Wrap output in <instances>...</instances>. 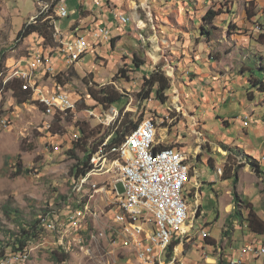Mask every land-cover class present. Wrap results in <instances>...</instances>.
I'll return each mask as SVG.
<instances>
[{"label":"rangeland","instance_id":"obj_1","mask_svg":"<svg viewBox=\"0 0 264 264\" xmlns=\"http://www.w3.org/2000/svg\"><path fill=\"white\" fill-rule=\"evenodd\" d=\"M60 1L56 2L57 6ZM63 1L70 14L57 19L56 25L61 30H67L79 18L77 12L80 5L84 7L77 21L84 28L81 34L86 36L88 33V23L91 29L95 28L91 25L101 24L99 15L103 11L97 9L95 0ZM109 1L111 8H108ZM203 2L108 0L105 8L111 9L114 18L120 12L126 15L128 23L123 32L117 29L119 24L110 26L108 21L103 22L111 29L114 43L111 45V42L102 41L94 48L91 38L93 47L89 48L86 42L87 57L82 60L85 53L80 60H74L68 55L67 48H70L66 44V40L74 38L69 37L70 33L63 32V42H60L54 32L56 44L46 48L40 47L33 36L19 43L16 40L30 16L41 9L50 11L55 1L0 0V60L4 65L0 76L4 72V81L15 75L27 77L34 87L32 98L26 103L17 102L13 89L1 92L0 88V240H8L9 232L19 231L15 221L17 218L31 222L37 214L39 218L45 217L41 227L46 232L56 231L53 236L45 235L30 242L27 247L28 259L22 264H114L115 257L118 264H175V261L178 264L187 261L204 264L201 256L203 249L200 247L203 230L210 233L208 241L215 242L216 250L209 249L207 254L215 255L216 261L221 264L223 258L232 256L251 236L237 220L232 222V226L226 222L234 208L247 213L248 207L252 206L258 216L264 218V175L256 173L248 164L249 158L259 160V156L264 155V93L260 88H255L256 92L251 90L254 88L252 82V88L250 85L240 86L239 80V84L232 82L239 77L264 79V71L260 69L261 62L264 63V40L259 38L258 31L253 30L256 24L264 23V0ZM57 6L54 17H57ZM210 8L218 10L219 15L213 24H209L213 35L208 37L201 34V21L197 24L201 17L197 19L195 14H205ZM180 16L182 21L178 19ZM35 19L32 17L30 21L36 22ZM160 20L172 28V33H175L172 39L169 26L160 25ZM188 29L196 35V39L190 35L191 44L185 39L188 37L186 33L190 32ZM130 30L129 34L142 42L132 49H139L140 59L145 62L139 69L133 66V51L127 48L130 41L126 40L129 36L126 31ZM194 40L207 44L206 54L212 52L217 56L216 60L223 58L222 65L218 64L223 79L211 85L213 91L209 85L199 90L187 86L179 88L178 76L188 67L194 70V64H191L194 63V54L198 51L199 56H205L204 49L199 52ZM175 41L179 42V46L173 44ZM52 65L56 68L54 73L49 69ZM204 67L208 71V66ZM154 71H162L170 79L171 90L162 107L157 100H141L138 96L145 86V79ZM60 72L59 77L64 83L55 80ZM95 84H110L126 98L129 96L123 112L143 114L146 116L144 119L152 118L157 129V140L160 143L164 141L165 146H178L188 157L192 170L185 182L184 193L189 205L190 223L178 236L181 241L175 246L171 257L166 256L170 245L161 251L159 246L149 248L140 242V235L132 231L130 223L139 222V218H130L122 210L115 209L120 208L115 180L121 178L123 168L121 162L113 163L116 156L106 150L111 134L95 152L101 150L100 154L104 155L100 158L101 167H94L90 158L92 168L87 175L76 178L72 174L73 166L83 156L81 149L75 154L69 152L79 135L78 127L99 128L102 135L121 116L119 109L109 108L114 113L102 124L105 116L103 107L98 106L88 94V87H97ZM175 89L186 100L181 96L174 100L172 95ZM36 91L39 92V101ZM58 93L69 96L73 103L70 109L74 113L58 115L61 110L45 104L43 98H51ZM245 115L252 120L248 126L240 124ZM224 118L230 120L229 126L224 123ZM221 131L227 133L226 139H223ZM101 135L93 136L89 146ZM223 144L231 151L226 150ZM176 146L174 148L177 150ZM236 148L243 150L246 158L237 154ZM260 165L264 169V162ZM225 170L228 179L223 174ZM201 181L203 187L199 195ZM234 196H238L239 201ZM199 202L202 214L196 219L195 208ZM246 202L249 204L245 205ZM11 208L18 210V213H8L7 210ZM43 209L51 211L43 213ZM217 213L218 221H214ZM147 219L157 229L153 215L148 214ZM204 222L213 224L205 226ZM86 224L92 225L90 238L85 240L73 235ZM225 231H229V234L226 235ZM258 239L264 245V236ZM56 240L67 251L70 249L69 258L61 263L53 261L47 250V245L55 246ZM184 241H188V244L183 246ZM109 242H112V246ZM257 263L264 264V257Z\"/></svg>","mask_w":264,"mask_h":264},{"label":"trees","instance_id":"obj_2","mask_svg":"<svg viewBox=\"0 0 264 264\" xmlns=\"http://www.w3.org/2000/svg\"><path fill=\"white\" fill-rule=\"evenodd\" d=\"M59 0H55V3L52 5L49 12L39 16L36 18V22L28 21L23 25V28L18 32L16 36L17 42L23 41L28 36H33V38L36 40L38 45L42 48L46 47H52L56 44L54 42V32L58 17H54L55 14V5L57 6L56 2ZM108 1V0H107ZM249 13V12H248ZM70 12L66 15L68 17ZM79 14V13H78ZM219 15L218 10L209 9L206 11V13L201 17V34L207 35L208 37L213 35V30H210L208 28L209 24H213L214 19ZM50 16L51 18H48ZM80 16V14H79ZM65 18V16H64ZM114 19V18H113ZM76 20V19H75ZM73 23V22H72ZM71 23V24H72ZM263 25L261 22L259 23ZM102 26H105L103 24ZM58 27V26H57ZM80 25L77 24V21L75 24L70 25L69 28L66 30V34L73 33V30L75 28H79ZM90 25H88L86 28H89ZM59 28V27H58ZM84 29V28H83ZM59 30H61L59 28ZM62 34L64 31H62ZM63 38V37H62ZM65 38V37H64ZM259 38H262L264 40V33L259 34ZM68 41V40H66ZM73 41V40H72ZM112 43L114 42V39L112 38L110 40ZM69 42V41H68ZM87 51V48H85L80 54H83ZM88 55L87 53L83 56L82 59H85ZM133 66L135 68H141L144 65V61L140 59L141 51H133ZM1 57V55H0ZM82 61V60H81ZM80 61V62H81ZM3 62L0 60V71H3ZM73 67V66H71ZM260 69L264 71V63L261 62ZM55 71V70H54ZM54 71H52L54 73ZM124 72V71H123ZM4 74V72H3ZM3 74L0 76V88L1 92L6 91V89H13L14 93L17 95V102L18 103H26L30 98H32L34 87L31 86L27 78L21 77L20 75H15L11 79L4 81L2 79ZM62 74L60 72L55 76V80L57 83H64L61 77H59ZM15 79V83H14ZM253 86L256 87L259 85V88L264 91V79H257V81L252 82ZM97 86V84H95ZM98 87V88H97ZM97 87H88V94L93 99L94 102L98 104V106H102L103 110L106 111L109 108L115 107L116 109L120 110L121 116L118 117V119L113 123V125L109 128L107 132L101 135V131L95 130V128L85 127L84 125H80L79 128V135L76 138V142H74V147L69 150L70 153L75 154V152L79 149L83 152L82 158H78V162L73 166L72 168V174L75 175L76 178L79 176L85 175L91 168L92 165L90 164V158L93 153H95L98 150V147L102 145L106 137L111 134L109 142L107 143L106 150H110L112 147H119L124 143L128 135L137 128V126L141 123V121L146 117H144L143 114H133V112H126L124 113V106H126L128 98L124 94L119 93L112 85L108 84V86H97ZM170 90V79L165 75L162 71H154L150 73L149 78L145 79V86L143 85L142 90L138 93V96L141 100H148L151 98V95H154V99L157 100L160 104V106H164L163 104H166L168 100V91ZM127 95V94H126ZM146 102V101H145ZM146 104V103H145ZM94 108V106L92 107ZM70 111H72L69 108ZM76 112V111H75ZM74 113V112H73ZM58 115H65V111H58ZM224 123L229 126V123L227 120H224ZM84 124V122H83ZM99 136L97 138L96 142L94 141L92 143V146H89L90 139L94 136ZM168 147L163 145L162 143L159 144V148ZM169 147H174V145H170ZM114 156L117 157L115 153H112ZM250 157V156H248ZM248 164L250 167L258 174L264 175V169L260 165V162L257 158L251 157L249 158ZM211 165V164H210ZM91 167V168H90ZM191 168L189 171V178L191 174ZM226 170L223 172L225 174L224 176L228 179L229 177L226 176ZM222 174V175H223ZM185 194V193H184ZM235 200L239 201L238 196H234ZM236 201V202H237ZM65 202V201H64ZM244 202V200H243ZM248 205L249 203L246 202ZM76 204V202H75ZM77 207V206H75ZM235 210L232 211L228 215V219L226 222H228V225L232 226V222L234 220H237L242 228L246 227L247 233L251 235L248 239L250 240L252 237H262L264 234V218H260L254 209V207L249 206L247 209V213H245L242 209L241 211L238 210L237 207L234 208ZM54 210V209H52ZM58 210V209H57ZM43 213L51 210L43 209ZM60 211V210H58ZM8 213H18V210L16 209H9L7 210ZM201 216L202 214V208L196 212V219L197 217ZM53 216V213L50 214V217ZM45 217L39 218L38 214L35 215L34 220L31 222H27L26 220L21 218H17L15 221L17 225L19 226V231L17 233L9 232L8 234V240L2 241L0 240V257H6L9 253H16L19 251H23V249H27L30 242L36 241L37 239L45 236V235H55L56 231H49L46 232L44 227H41V225L45 222ZM218 213L214 217V221H218ZM203 224V223H202ZM213 222H204L203 225H212ZM92 229V225H87L84 228H81L79 231L75 232L73 235H78L80 237H84L85 240L91 237L90 230ZM225 234L228 235L229 231H225ZM180 239V240H179ZM83 241V243L85 242ZM181 241V238L178 236L174 237L168 250L166 253L167 258L171 257L172 254L175 252V246ZM5 242V244H4ZM188 241H184L183 246ZM213 246L215 242H212ZM184 249V247H183ZM216 248H213V251H215ZM47 250L49 251L50 258L57 262L61 263L66 261L69 258V252L64 248L62 245H58L57 240L55 243V246H51L50 244L47 245ZM185 250V249H184ZM12 251V252H10ZM173 252V253H172ZM6 254V255H5ZM227 254V253H226ZM213 256V255H211ZM227 259L223 258L222 264H227Z\"/></svg>","mask_w":264,"mask_h":264},{"label":"bare ground","instance_id":"obj_3","mask_svg":"<svg viewBox=\"0 0 264 264\" xmlns=\"http://www.w3.org/2000/svg\"><path fill=\"white\" fill-rule=\"evenodd\" d=\"M64 7V3L60 1L56 9V14L58 18H63L68 14V10ZM55 35L58 39H60V42H63L62 32L57 26L55 27ZM77 43L78 40L66 42L71 51H73V44ZM84 49L85 48H81L80 52H82ZM50 70L54 71V67H51ZM57 96L68 95L65 93H58L57 95L51 98L43 99L46 105H50L57 108L58 110L64 111L63 105L60 102L56 101ZM41 101H43L42 98ZM69 108H73V103L70 98ZM148 124L150 125L151 130L149 135L150 149H156L157 154H164V152L167 151H178L179 156L181 158V161L179 163L180 178L178 179L174 187V201L178 202L179 212L181 213L178 219H176L174 225H172L170 220V209L167 206V200L162 199V197H165V190H158V178L155 175L148 174L145 171L144 162L141 161L138 157L134 156V154L128 149L132 146L135 138L140 134L141 131L145 129V127H147ZM149 147H142V154H149ZM100 152L101 150L98 153L93 154L91 157V163L94 167L97 168L101 167L102 163L100 164V158L104 157V155H101ZM108 152L110 154L115 153L117 155V157L114 158L113 163L121 162L122 164L123 170L122 176L120 175L121 180L128 181V186L129 188H131V194L134 197L140 199L141 209L145 211V213H147V216L148 214L153 215L155 223L157 225V229H161L162 239H159L157 246H159L161 248V251H163L171 244L174 237L183 234L185 227L190 223L188 214L189 205L187 204L184 194V185L187 181V178L189 177V171L191 168L190 164L188 163V157L186 153L180 149L176 150L174 147L169 146L159 148V140H157V129L155 122L152 118L143 119L141 123L137 126V128L133 130L130 135H128V137L126 138L124 143H122L121 146L112 147ZM115 193L117 195L118 205L121 210L130 218L138 219L139 214L135 213L134 211H129V206L125 205V193H123L117 185L115 186ZM205 232L208 231L203 230L202 235ZM7 254L8 256L6 257H0V264H22L26 259H28L29 251L28 249H23V251H19L16 253L8 252ZM175 264H178L177 261H175Z\"/></svg>","mask_w":264,"mask_h":264},{"label":"built area","instance_id":"obj_4","mask_svg":"<svg viewBox=\"0 0 264 264\" xmlns=\"http://www.w3.org/2000/svg\"><path fill=\"white\" fill-rule=\"evenodd\" d=\"M54 1L55 0H50L51 3H54ZM64 8L67 9L66 5ZM47 12L49 11L41 9L40 11H37V14L33 16V18H38ZM114 13L115 12H113V15ZM48 18L51 17L48 16ZM114 20L121 25H126L128 23L126 15H124L122 12H120V14H115ZM99 23L101 24L91 25L95 27L93 29H91V27L87 28L88 33L86 36L80 33V31H83V28L81 27L77 28V31H73V33L70 31V34H75L78 36V43L73 44V53H71V56L74 60H80L81 48H86L85 38H92V42H94V48L99 42L101 43L102 41H110L112 39L111 29L106 24L105 26H102L103 23ZM256 25L257 26L253 30L258 31L259 34L264 33V24L261 25L258 23ZM36 94H38L39 101V92L36 91ZM56 101L63 105L64 111L67 113V115L73 113V111L69 110V96H57ZM148 101H152V98H149ZM113 113L114 110H106V112L104 111L103 114L105 116H103L102 124H104L105 120L110 118ZM150 132V125L148 124L147 127H145V129L141 131L140 134L135 138L132 146L128 149L134 154V156L138 157L144 162L145 171L148 174L155 175L158 178V190H165V197H162V199L167 200V206L170 209V220L172 225H174L176 219H178L181 213L179 212L178 202L174 201V187L180 178L179 163L181 158L178 151H167L164 152V154H157L156 149H150ZM142 147H149V154H142ZM115 182L117 183V186L121 188V191L125 193V205L129 206V211H134L135 213L139 214V222H130L132 224V231L140 235V242L148 245L149 248H155L158 245L159 239H162L161 229H155L151 221L147 219V213H145V211H143L140 207V199L134 197L131 194V188L128 186V181H122L121 178L118 177ZM115 209L117 211H121V208L115 207ZM209 237V232H205L203 235H201L202 241L205 242V244L201 243L204 246L202 247L204 248V264H218L215 255L210 257L209 254H207V251L209 249H213L214 247L212 242L209 243ZM109 244L112 246V242H109ZM262 257H264V245L259 242L257 237H252L241 247H239L232 256L230 255L226 262L227 264H258L257 261ZM116 261L117 257L114 259V264H118ZM120 264H126V262ZM185 264L191 263L187 261Z\"/></svg>","mask_w":264,"mask_h":264},{"label":"crops","instance_id":"obj_5","mask_svg":"<svg viewBox=\"0 0 264 264\" xmlns=\"http://www.w3.org/2000/svg\"><path fill=\"white\" fill-rule=\"evenodd\" d=\"M44 1H46V0H44ZM62 2H64L63 0H61ZM105 1H106V3H105ZM190 2H191V0H189ZM100 2V3H99ZM186 2V1H185ZM185 2H184V4H185ZM203 3H206V0H204V2ZM95 4H98V7H97V9L98 8H101L100 9V11H103V13H100V14H102V15H99V20L103 23H106V21H108V24H110V26H112L113 24H115V25H117V24H119L117 21H115L114 19H113V16H112V12H111V9H108V8H111L112 7V4H111V2L109 1V4H108V1L107 0H95ZM106 4H108L109 5V7L108 8H105L107 5ZM186 4H187V2H186ZM85 6V5H84ZM185 6H187V5H185ZM190 6V5H189ZM87 7V6H86ZM89 7H91V6H89ZM82 8V9H81ZM84 9V7H83V5H80V8L78 9V12L77 13H79L80 14V16H79V18L81 17V12H82V10ZM104 9H106L105 11H104ZM115 9H117V10H119V8H117V7H115ZM121 10V9H120ZM100 11H98V12H100ZM122 11V10H121ZM178 11H179V9H178ZM181 12V11H180ZM123 13V12H122ZM198 13H200L199 11H198ZM37 14V12L36 13H34V14H32L31 16H30V18H29V20H31V18L33 17V16H35ZM125 14V13H124ZM181 15V14H180ZM204 15V13H202V14H195V17L197 18V19H200V17H202ZM78 18V19H79ZM96 17L94 16L93 17V19H95ZM78 19L77 20H74L73 21V23L71 24V25H73V24H75V22L76 21H78ZM89 19H91V18H89ZM178 19H180L181 21H182V18H181V16L180 17H178ZM139 21H142V20H139ZM200 20H198L197 21V24H198V22H199ZM182 23V22H181ZM193 23H194V21H193ZM214 23V22H213ZM78 24V23H77ZM161 24H163V25H168L169 26V30L171 31V33H170V38L172 39V36L175 34V33H172V28H170V25L169 24H166V22H164V21H162V20H160V25ZM79 25V24H78ZM87 25H90V23H88ZM181 25H184V24H181ZM215 25V24H214ZM125 27V25H121V24H119V27L117 28L118 30L120 29V31L121 32H123V28ZM138 27V26H137ZM129 28V27H128ZM188 30H190V32H187L186 34L188 35V37H186L185 39H187L188 41V43L189 44H191L192 43V41L190 40L191 39V36L190 35H193L192 36V38L193 39H196V35H195V33L191 30V29H188ZM63 31V30H62ZM74 31H77V28H75L74 29ZM131 31L132 30H130V31H126V33H127V35H129V36H127L126 38V40H127V42L128 41H130V43H129V45H127V48H130V51L134 48H136L137 47V44L139 45V43L141 44L142 42L140 41L139 42V40H136V39H134L133 38V36L132 35H130L129 33H131ZM176 31V30H175ZM65 33L64 34H66V30L64 31ZM163 33V32H162ZM140 35H142V34H140ZM72 36H74V38L73 39H69L68 41H76V40H78V36H76L75 34H70V36L69 37H72ZM66 37V36H65ZM88 39V46H89V48L92 46L93 47V44H90V42H91V38H87ZM87 39L85 38V44H86V42H87ZM109 43L111 42V41H108ZM194 42L195 43H197V45H196V48L199 50V52H201L200 50H203L204 49V53H205V51H206V47H207V44H204V42H202V40L200 41V40H197V42H196V40H194ZM92 43V42H91ZM114 43V42H113ZM112 42L110 43L111 45L113 44ZM173 44L174 45H178L179 46V42L178 41H175V42H173ZM66 47V46H65ZM67 48V47H66ZM86 48H87V44H86ZM94 49V48H93ZM67 50H68V52H69V56L70 57H72L71 56V53H73V51H71V50H69L68 48H67ZM136 50H139V49H136ZM135 50V51H136ZM94 51H96V50H94ZM133 51V50H132ZM140 51V50H139ZM86 53V52H85ZM84 54V53H83ZM83 54H80V56H82ZM87 54H89V53H87ZM200 54L198 53V51L196 52V54H194V58H193V62L194 63H192L191 62V64H194V66L192 67L194 70V72L192 71V69L191 68H189L188 67V69H187V71L186 70H183V72H182V74H181V76H178L179 77V88L180 87H185V86H187V87H190V88H192V89H194V90H199V89H204L203 87H207V85H209V87H210V90L211 91H213L214 89H213V87L212 86H214L215 84H218V83H220V82H222V79H223V77H222V75H221V69H220V67H218V64L219 65H222L221 64V61H222V59H220V60H216L217 59V56H215L212 52H210V53H205V56H204V54L203 55H201V56H199ZM215 56V57H214ZM86 57H87V55H86ZM85 58V57H84ZM73 60V59H72ZM82 60H84V59H82ZM67 63V62H66ZM208 66V71L207 70H205L204 68V66ZM52 67H54V65H52ZM225 68L227 69V66H225ZM56 68L54 67V70H55ZM190 70V72L192 71V73H190V72H188ZM228 70V69H227ZM213 74V75H212ZM244 74V73H243ZM211 75L213 76L212 78H213V81H211ZM254 79V80H253ZM238 80L240 81V84L238 83ZM254 81H257V79L256 78H251V79H249V78H247V77H239V78H237L236 80H233L232 82H236V84L238 83L240 86H242V87H245L246 85H250V87H251V84H250V82H254ZM253 84V83H252ZM212 85V86H211ZM227 85V84H226ZM227 87V86H226ZM234 87V86H233ZM250 87H248V88H250ZM252 88V87H251ZM255 88H257V89H259V85H257L256 87H254V88H252L251 90H254V92H256V89ZM233 89V88H232ZM171 90V89H170ZM231 91H233V90H231ZM261 91V90H260ZM263 93H264V91H262ZM229 94H233L232 92H230ZM228 95V94H227ZM178 96L180 97H182V99H185L186 100V97H183L181 94H180V92H179V90L178 89H175V90H173V95H172V97H173V99L175 100V99H177L178 100ZM223 102H226V101H223ZM224 120H227L226 118H224ZM206 122H207V120H206ZM242 122H244V121H241L240 122V124H242ZM229 124H230V121L228 122ZM207 129H209V128H207ZM222 132V131H221ZM227 133H225L224 131L222 132V135H223V139H226L228 136L226 135ZM244 140H246L245 138H243ZM247 141V140H246ZM237 142H239V141H237ZM248 142H251L249 139H248ZM159 144H160V141H159ZM223 147L226 149V150H229V148L227 147V146H225L224 144H223ZM178 149H180L179 147H178ZM181 150V149H180ZM236 151H237V154H239V155H241V156H244L245 158H246V154H244V152H243V150H241V149H239V148H236L235 149ZM229 151H231V150H229ZM263 155H260L259 157L262 159L261 161H259L260 163H263L264 162V157H262ZM213 177V176H212ZM215 181H216V179H215ZM205 244V243H204ZM202 249H204V248H202ZM201 254L203 255L204 254V252L202 251L201 252ZM201 255V256H202Z\"/></svg>","mask_w":264,"mask_h":264},{"label":"clouds","instance_id":"obj_6","mask_svg":"<svg viewBox=\"0 0 264 264\" xmlns=\"http://www.w3.org/2000/svg\"><path fill=\"white\" fill-rule=\"evenodd\" d=\"M262 24H264V23H262ZM253 85V84H252ZM169 94V93H168ZM154 95H151V98H152V100L154 99V97H153ZM149 100V99H148ZM155 100V99H154ZM163 105H165V104H163ZM118 110V109H117ZM227 121L229 122L230 120H228L227 119ZM242 121H244V122H242V126H248V124L249 123H251L252 122V120H251V118H250V116H248V115H245L244 117H243V119H242ZM241 122V121H240ZM160 141V140H159ZM163 142L164 141H162V144H163ZM174 146H176V145H174ZM176 147H178V146H176ZM262 157H264V155L262 156ZM262 159L260 158L259 159V161H261ZM91 168V167H90ZM216 175H218L217 173H216ZM202 187H203V181H201V186H200V188L198 189V193H199V195H200V193H201V189H202ZM198 200H200V199H198ZM198 204V206L195 208V209H197V211L200 209V207H201V203L199 202V203H197ZM200 205V206H199ZM202 208V207H201ZM199 215H198V213H197V217H198ZM200 217H198V219H199ZM92 230V232H93V229H91ZM96 234V233H95ZM109 234H111L110 233V230H109ZM110 236V235H109ZM262 236H264V234L262 235ZM249 239H247V241H248ZM246 241V242H247ZM212 241H209V243H211ZM245 242V243H246ZM205 242H202V244H204ZM188 244V243H187ZM202 244H200V247L202 248V247H204ZM70 250V249H69ZM69 250H68V252H69ZM187 250V249H186ZM204 255V254H203ZM203 255H202V257H203ZM210 256V255H209ZM211 257V256H210Z\"/></svg>","mask_w":264,"mask_h":264}]
</instances>
